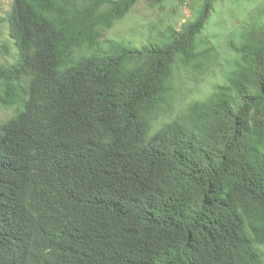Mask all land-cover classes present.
<instances>
[{
    "label": "trees",
    "instance_id": "1",
    "mask_svg": "<svg viewBox=\"0 0 264 264\" xmlns=\"http://www.w3.org/2000/svg\"><path fill=\"white\" fill-rule=\"evenodd\" d=\"M139 1L12 0L0 18L17 53L0 86L28 80L0 125V264H264V25L153 129L217 0L160 43L102 47Z\"/></svg>",
    "mask_w": 264,
    "mask_h": 264
},
{
    "label": "rangeland",
    "instance_id": "2",
    "mask_svg": "<svg viewBox=\"0 0 264 264\" xmlns=\"http://www.w3.org/2000/svg\"><path fill=\"white\" fill-rule=\"evenodd\" d=\"M201 1L140 0L111 27L102 28L99 41H119L138 48L160 43L167 30H179L193 17ZM11 2L0 0V18L9 13ZM257 25H264V0L215 1L204 28L196 37V58L188 64L182 63L179 58L175 59L171 69L170 90L165 104L153 118V129L177 117L188 102L203 97L213 83L220 81L223 70L234 65L238 57L232 45L239 46L244 33ZM4 39L11 49L9 55H4L0 48V66L10 67L16 62L17 53L5 32L0 36V46ZM101 45L105 46L104 43ZM27 86L26 77L17 83L0 86V125L18 111ZM7 87L15 93L16 103L13 105L1 102L2 92ZM260 249L264 255V244Z\"/></svg>",
    "mask_w": 264,
    "mask_h": 264
}]
</instances>
